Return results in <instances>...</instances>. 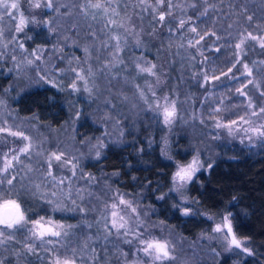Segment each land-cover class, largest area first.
Instances as JSON below:
<instances>
[{
  "label": "trees",
  "instance_id": "obj_1",
  "mask_svg": "<svg viewBox=\"0 0 264 264\" xmlns=\"http://www.w3.org/2000/svg\"><path fill=\"white\" fill-rule=\"evenodd\" d=\"M29 1L31 0H27L30 6ZM36 1H41L40 8L29 9L28 5H24L28 13L35 14L36 19L42 21L49 11L42 7L44 0ZM184 1L186 5L192 2ZM210 2L216 4V10L210 11L207 16L200 15L203 12V4H199L197 9L185 6L182 11V18L187 20L191 17V24L199 31L200 28L207 27V31H215L221 37L219 40L208 37L198 47L188 46V40L193 39L194 42L195 38V34L187 31L191 25H186L185 29L181 30V39V32L176 31L178 25L172 17L156 23L152 15L149 19L147 16L141 19L140 9H133L131 6L134 2L128 6L127 15L132 18L131 24L135 31L140 33L139 37H129L142 41L139 46L128 49L129 67L133 69L134 58L143 64L145 61L155 63L160 81L157 83L156 77L146 74L147 84L141 87L148 103L140 97V93H128V85L123 89L118 87V90L123 92V99L115 93L117 87H113L114 83L104 82L102 99L107 100L110 93V96L116 99L115 107L124 118L120 125L118 124V130H115L118 132L112 133L108 129L103 132L100 123H86L84 118H79L71 141L73 154H66L60 161L52 158L51 165L55 173L78 172L81 180L87 182L92 195L100 194L101 197L104 194L106 197H112L114 192L117 196L122 195L131 200L146 212L145 218L164 225L175 237L193 242L196 247L202 249L212 244L213 246L208 248L217 250L220 256L215 263L209 261L205 264H264V143L250 151L245 146H232L227 142L216 141L209 131L210 116L226 113L227 109L222 108L226 106L227 101L234 105L237 99L244 100L239 93L232 90H236L237 85H244L248 80H253V84H248L244 89L247 92L245 97L251 101L254 109L264 105V96L260 95V92L264 91V48L260 46L262 40L254 41L239 35L245 33L246 29L264 38V0ZM173 3L175 4L174 0ZM245 9L247 15L254 17L251 25L241 16ZM173 12L174 17H180L176 8H173ZM124 16L125 14L122 19ZM229 24L233 25L231 29L228 28ZM257 24H261L260 29L256 28ZM24 28L26 33L28 27ZM90 30V27L86 28L80 35H76L79 39H92ZM41 31L42 29H35L32 40L39 38ZM232 35H235L236 39L232 38ZM241 39H244V44L241 50H236L234 45ZM181 43L185 45L183 48L179 47ZM217 47L221 49L219 52L215 51ZM181 49L185 51L183 54H186L183 63V57L178 53ZM237 53L242 63L236 64L232 73L222 76L221 73L227 72L235 63L234 57ZM245 63L252 69V77L246 75L243 67ZM205 73L209 77L207 81L204 79ZM212 75L221 76V79L213 81ZM256 84H259L260 88H257ZM11 85L10 75L6 74V69L1 68L0 92H4ZM28 86L16 98V94L7 95L11 109L18 118L25 119L26 123L35 124L42 130L56 129L68 120L69 109L64 105L68 97L64 91L56 93L53 86L39 81L37 76L32 82L29 81ZM223 86L233 92L228 99L218 96L219 87ZM150 87L155 90V98L149 90ZM95 89L96 93L92 91L93 103L92 100L86 101L82 106L83 110L91 111L92 106L99 105L96 98L98 91ZM165 96L177 100L178 107V116L169 126L161 124V114L151 105L155 100L163 101ZM136 106L139 107L138 112ZM127 107L125 110L130 112L136 109L131 113L132 116L124 115V108ZM82 109H76V105H73V111H78V115L82 114ZM57 115L61 116L60 123L56 122ZM228 116L233 118L235 115ZM207 140L212 141L213 146L209 153L202 148L203 142ZM101 142L103 146H100ZM213 151L216 153L215 157L212 155ZM97 152L99 156L96 155ZM197 154L204 167L182 190L173 191L171 175L176 170V163H186ZM13 173L12 170L9 171V174ZM9 174L8 178H11L12 175ZM16 181L18 180L14 181V187L11 189L7 181H3L0 184V190L3 189L0 191V197L8 193L10 198L21 203L23 209H27L28 218L48 219L51 214L45 211L43 213L42 209L37 207L35 195L28 191L32 190L29 189L30 186L23 182L17 184ZM161 196L164 198L160 199ZM177 206L190 208V215H182ZM225 216L229 217L234 232L243 241L244 246L249 248L251 254L236 251L222 253V246L211 241L215 235L216 223ZM73 221H78V218L73 217ZM97 222L92 230L100 235L104 223L102 220ZM13 235L15 238L11 239L12 243L2 246L6 252L11 253V257L13 251H19L25 264H48L46 261L51 253L42 256L40 251L34 254L27 253L25 249L18 250L21 247H17L14 242L21 244L16 240L22 241V233L17 231ZM105 240H108L106 244L109 243V251H103L102 254L94 252L90 254L91 258L96 257L100 264H114L121 256L120 252L127 250L124 247H116L109 237ZM106 259H109L108 263Z\"/></svg>",
  "mask_w": 264,
  "mask_h": 264
},
{
  "label": "rangeland",
  "instance_id": "obj_2",
  "mask_svg": "<svg viewBox=\"0 0 264 264\" xmlns=\"http://www.w3.org/2000/svg\"><path fill=\"white\" fill-rule=\"evenodd\" d=\"M174 1L175 4L186 6L184 0ZM29 2L30 6L27 0H19V11L13 10L15 12L16 22H18L20 12H23L24 16L29 21L24 26L28 27L26 33H24L26 28H23L22 32L16 33L15 23L9 19L7 15H3V9H0V16H2V19H0V31L3 32V35L0 36V70L1 68L6 69V74L10 75L12 79L11 87L7 88L4 92L3 90L0 92V100H3L6 105L0 106V128H7L13 132L22 131L30 138V140L25 141L22 137L12 136L9 132H0V169L3 168L6 155L8 159H11L13 154L20 156V160L18 162H13V167L9 169V171L12 170L14 173L9 174V171L7 173L0 171V180L6 182L7 179H5V177H8L9 174L10 176L12 175V177H16V180H18L16 181L17 184L21 182L28 184L30 186L29 189H32L28 191L34 194L38 201L37 207H40L43 213L45 211L47 214H51L48 219L64 225V228L61 230L62 235L60 237L46 236L43 239H39L34 237L29 231L32 228L31 221L33 219L27 217L29 220L28 224L9 229L7 232L16 234L17 231H20L22 233V241L16 240L17 243H21L20 245H17L13 241L17 247H21L18 250L23 251L25 249L27 253L34 254L40 251L42 256L51 253V256L49 255L50 257L46 261L48 264H52L53 259L57 256L60 258H73L75 264H100L97 262V258H91L90 254L94 252L102 254L103 251L107 253L109 251V243L108 245L106 244L108 240H105L107 237L113 240L112 242L116 247H124L127 250V252H120L121 256L114 261V264H132L133 261H137L138 264H154L151 257L146 256L142 251H138V248H141L142 245H139L137 241L133 240L132 243H126L124 236L118 235L114 229L109 231L105 228V223H110L111 220V205L113 203L118 205L116 210L120 215L125 216V219H128V216L131 214L130 209H126L124 205H119V199L123 197L122 195L117 196L114 192L112 197H106L104 194L101 197L100 194L92 195L90 194L89 187L86 185L87 182L85 183L81 180L82 178L78 172L62 171L60 173H55L52 165L49 169L47 163L51 153H64L63 156L66 154H73L71 141L73 140V131L78 124L77 120L79 118H84L86 123H90V121L96 124L100 123L103 132L107 131V129L112 133L118 132L115 130L119 127L118 124L120 125V121L124 118L123 115L119 113L120 110L115 107L116 99L111 97L110 93L108 94L107 100L102 99V84L104 82L106 84L114 83L113 87H117V90L118 87L123 89L124 86L128 85L127 92L130 94L140 93V91L143 90L141 86L147 84V73H140L136 68V64L140 63L144 66L147 65L137 61L139 59H132V57L129 56L132 59V69V67H129L130 65L128 64L127 57V54L130 55L128 49H131V47L135 48L137 42L128 36L127 42L125 43L123 41V37L125 36L123 29L114 25L105 27L109 17L105 16L99 10H91V13L96 16V18L93 19L92 15L85 17L76 9H69L66 11L64 8H61L60 11L57 12L42 6L44 9L48 10L49 13H46V17L41 21L36 19L35 14L28 13L24 5L25 3L26 6L28 5L29 9H31L37 2L41 4V1L31 0ZM93 2H95V0H93ZM133 2L135 3L136 0H118L120 5L118 9V11H120V17H116L118 21L122 19L125 14V9L127 11L128 6ZM54 3L72 5L75 4V1L54 0ZM33 9H35V7H33ZM176 9L177 15L180 16V18L184 17L182 14L183 9ZM143 16H147L146 18L149 19L151 14L149 12H144ZM31 19H35V21ZM89 27L91 28L90 34L92 39H79L80 37L77 35H80L81 31ZM35 29H42V31L38 34L40 35L39 38L37 37L35 40H32ZM204 30H207V27L200 28V31L203 32ZM137 32L139 33V31ZM117 34L122 37L121 51L118 53L122 63L117 62L116 66L112 67L110 61L112 60L115 41L111 40L110 36ZM12 37H16V39L12 40ZM231 37L236 39L235 35ZM172 38L174 37L172 36ZM141 42L142 41H140V43ZM21 43L24 45L23 49L19 47ZM5 44H7L6 48L4 47ZM105 45H107V47H105ZM85 48L89 50L87 53L85 52ZM184 52L185 51H182V49L178 51L183 57L182 63L186 55L183 54ZM13 56H15V60ZM37 57H39V59H37ZM29 60L33 61V63L29 64L27 62ZM105 65H108V67H105ZM90 68L91 75H89ZM73 69L76 71H73ZM77 73L85 77L87 80V87L90 91H85V81L77 79ZM35 76L38 77L39 81L53 86L56 93L64 91L68 97L64 103L69 109L68 120L56 129L45 128V130H42L37 128L35 124L30 125L26 123L24 121L25 119H20L15 115L8 102V94H16V98L22 90L29 87V81L32 82ZM73 83H76V89L71 87ZM137 85H139V88H137ZM239 87L242 88L243 85H237L236 88ZM95 88H97L98 91L96 98L99 101V105H96V107L92 106L91 111L83 110L82 106L86 101L92 100L93 103L94 98L92 97V91L96 93ZM117 90L115 93L124 99L123 92L120 90L117 92ZM232 90L236 91L235 89ZM232 93L233 92L229 91L228 87H219L218 96L221 98L226 97L225 99H228ZM242 97L244 100L237 99L235 104L233 103L234 105H232V102L227 101L226 106L222 108V110L225 108L227 109L226 113L222 112L218 115L209 117V119L211 118L209 121V131L211 132V137L216 141L227 142L232 146H245L247 150L250 149L251 151L254 147L258 148V145L264 143V137L250 131L252 127L264 125V115L259 114L258 108H249V100L245 96ZM157 102L163 105L165 101L155 100L151 105L154 110H158L161 114V124L169 126V124H165L163 121L162 109L156 108ZM74 104L76 105V109L80 108L83 110L82 114L80 113L81 115H78V111H73ZM262 107H264V105ZM129 108H131V106H129ZM137 108L139 109L138 106H136V109ZM125 109H128V107L124 108V115L130 114V116H132L131 113L136 111L135 109L130 112V110L127 111ZM253 111L257 112L256 116L251 115ZM153 112H151V114L154 115ZM232 114L235 116L229 118L230 116L228 115ZM241 117H244L248 122L242 121L240 119ZM56 118V122L60 123L61 116L57 115ZM175 120L176 118L174 121ZM232 121H237V123L233 125ZM217 124H220L221 127H217ZM97 142L98 141L95 143L97 144ZM29 143L32 145L31 154H20L19 149L25 147ZM101 145L103 146L102 142L100 146ZM202 148L209 153V150L213 148L212 141H204ZM38 152L41 153V155H37ZM212 155L215 157V151L212 152ZM190 161L191 160L188 162ZM28 166L31 167V171H28ZM49 170L52 176L55 177V182H53L52 177L48 176ZM61 180L63 181L62 184L59 183ZM37 185H39V187H37ZM0 191H3V189ZM54 191L57 193L56 197L51 195ZM123 199L129 201L127 198L123 197ZM130 202L132 203L131 200ZM57 203L60 204L59 208L57 207ZM132 206L137 209L140 219L146 225V231L150 233L151 236L157 239L171 241L175 249L174 255L176 256V260L170 262V264H205L209 261L215 263L218 260L220 253L212 249V247L208 248L213 246L212 244L208 245L205 249L198 248L193 242L173 236L172 232L164 225L149 221L147 217L145 218L146 212L143 210V213L141 208H138L136 204L132 203ZM105 216H107V221L105 220ZM73 217H77L78 221H73ZM98 220H102L104 223L100 230V235L94 233L92 230V227L96 226L95 224L98 223ZM222 222L223 218L220 222L216 223V225ZM129 223L133 224V221L130 220ZM2 227L3 226H0V228ZM214 233L215 235H213L211 241L222 246V253L234 251L243 253L242 249L233 248L231 251L225 249L223 237L226 234V229L221 233ZM6 236L0 237V241H2V243H0V260H3L4 264H25L23 261L24 257L22 258L19 255V251H13L11 257V253L6 252L5 249L2 248V246L12 243L11 239H7ZM128 239H131V237L129 236ZM49 240L52 241V243H48ZM28 245L32 246L31 251L28 250ZM21 255L23 256V254ZM105 261L108 263L109 259ZM155 264H161V262H155ZM164 264H169V262H164Z\"/></svg>",
  "mask_w": 264,
  "mask_h": 264
},
{
  "label": "snow or ice",
  "instance_id": "obj_3",
  "mask_svg": "<svg viewBox=\"0 0 264 264\" xmlns=\"http://www.w3.org/2000/svg\"><path fill=\"white\" fill-rule=\"evenodd\" d=\"M199 4H203V12L200 13L201 16H207L210 11L216 10V4L211 3L210 0H192L191 3L187 4L186 7L197 9ZM44 7L48 9H53L54 11L59 12L61 8H64L66 11L69 9H76L80 14L87 17L89 15H92V18L95 19V14L91 13V10H99L101 11L105 16L109 17L107 24L105 27H108L109 25L117 26L120 29L124 30L125 36L123 37V41L126 43L128 36H136L139 37V33L135 31V27L131 24V17L127 15L126 9H125V16L123 19H120L119 21L116 19V17H120V11L118 9L120 8V5L118 3V0H79L78 3L68 5V4H56L54 3V0H45V3L43 5ZM133 9L139 8L140 9V15L141 19L143 18L144 12H149L153 20L156 21V23H161L166 20L167 17H172L175 19L178 27L176 28L177 32H181V39H183V33L181 30L185 29L186 25H191L187 28V31L195 34L194 42L193 39L188 40V46L189 47H198L201 45V42L205 41L208 37H215L216 40L221 39L220 36L217 35L215 31H207L204 30L203 33L198 30V28L191 24V17H188L187 20L180 17H174L173 15V8H181L183 9L185 6L180 4H174L173 0H136L134 4L131 5ZM35 8H40L41 4L39 2L35 3L33 5ZM20 4L19 0H0V9H3V15H7L9 19H11L15 23V32L20 33L23 31L24 26L29 22L27 18L24 16L23 12H20L18 22H16V16L15 11H19ZM247 9H245L241 16L246 19L247 23L251 25L254 21L253 15H247ZM0 19H2V16H0ZM171 22V21H169ZM233 25L229 24L228 28L231 29ZM257 29L261 28V24L256 25ZM169 31L171 32L172 29L170 28ZM246 33V35H245ZM245 33H239L241 36H245L246 39L251 40H262L261 47L264 48V38L258 37L254 35L252 32H249L245 29ZM3 35V32L0 31V36ZM94 35V34H93ZM16 37H12V40H15ZM110 39L115 41V44L113 45L114 51L112 52V60L110 61V64L112 67L116 66V63H122V60H120L118 53L121 51V42L122 37L120 35H113L110 36ZM11 42V41H10ZM137 45L139 46L140 40L137 39ZM244 44V39H241L240 42L236 43L234 45V48L236 50H241L242 45ZM185 45L181 43L179 47L183 48ZM4 47H7V44L4 45ZM21 49L24 48V45L21 43L19 45ZM107 47V45H105ZM221 49L216 48L215 51L219 52ZM89 50L85 48V52L87 53ZM202 54V53H201ZM195 59V57H192ZM235 63L232 64L231 67L227 69V72L221 73L222 76H227L229 73L233 72V69L236 67V64L242 63V60L239 58V54L237 53L235 55ZM13 59L15 60V56H13ZM39 59V57H37ZM29 64L33 63V61L29 60L27 61ZM145 64L147 66H144L140 63L136 64V68L139 70L140 73H147L150 76H154L157 79V83L160 81V76L158 74L157 65L155 63H151L150 61H145ZM105 67H108V65H105ZM243 67L245 69V73L248 77L253 76L252 69L248 67V65L245 63L243 64ZM73 71H76L73 69ZM91 68L89 69V75H91ZM43 79V77H42ZM77 79L85 81V91H90V89L87 87V80L83 75L80 73H77ZM205 81L209 79L207 74L204 75ZM221 76L212 75L211 80L217 81L220 80ZM248 84H253V80H248L247 84L243 85L242 88H237L236 91L239 93L240 96H247V92L244 91L245 88H247ZM257 88H260L259 84L255 85ZM73 89L77 88L76 83H73L71 85ZM137 88H139V85H137ZM150 91H152V95L155 98V90L151 87L149 88ZM261 96H264V91L260 92ZM140 96L142 99L145 100V103H148V99L145 96V93L143 90L140 91ZM165 103L163 105H160L159 102L156 104L157 109H162V116L163 121L165 124H172L174 119L178 116V107H177V100L170 99L169 97L165 96L162 98ZM223 101H221L222 103ZM0 106H6L4 104L3 100H0ZM248 107H253L251 101L249 100ZM216 111H219V109H216ZM259 114L264 115V107L259 108ZM252 116H256L257 112L253 111L251 113ZM244 122H248L245 120L244 117L240 118ZM237 121H232V124L235 125ZM217 127H221L220 124H217ZM9 132L12 136L16 137H22L25 141L30 140L28 136L24 134L22 131H11L7 128H0V132ZM251 132L256 133L257 135L264 137V125H261L260 127H252L250 129ZM31 148L32 145L29 143L23 148L19 149L20 154L24 155H30L31 154ZM37 155H41V153H37ZM64 153H51L50 157L47 160L49 169L51 168V158L54 157L56 161H60L63 157ZM97 156H99V152L96 153ZM20 160V156L13 154L11 159L7 158V155L4 159V165L3 168L0 169V171L7 173L9 169L13 167V162H18ZM204 165L201 162L199 158V154L192 156L191 161L188 163H176V170L171 175V181L173 183V191L179 192L181 189H183L187 184L193 181L194 177L196 176V173L203 168ZM208 167L210 168L211 165L209 164ZM31 167L28 166V171H31ZM48 176L52 177L53 182H55V177L52 176L51 171H48ZM7 179V184L9 185V188L14 187V181L16 180V177L13 176L11 178L5 177ZM0 183H3V180H0ZM60 184L63 183V181H59ZM39 187V185H37ZM53 197L57 196V193L54 191L51 193ZM160 199H163L164 197H159ZM119 205L126 206V209H130V215L128 216V219H125V216L120 215L119 212L116 210L118 208V205L116 203H113L111 205L112 211H111V220L110 223H105V228L111 231L114 229L118 235H122L125 237L126 243H132L133 240L137 241L139 245H142L141 248H138V251H142L146 256H149L152 258L154 264L155 262H161V264H164V262H172L176 260V256L174 255L175 249L173 245L171 244V241L169 240H162L157 239L154 236H151L150 233L146 231V225L144 222L140 219V215L137 212V209L132 206V203L130 201H126L121 197L119 199ZM57 207H60V204L57 203ZM179 207V211L182 215H190L191 209L188 207L183 206H177ZM27 209H23L20 202H18L16 199L10 198L8 193H5L3 197H0V226H3L0 228V237H5L6 233L7 239H12L13 233L7 232L9 229H14L19 226H23L29 223V220L26 216ZM105 220L107 221V216H105ZM133 221V224H130L129 221ZM32 228L29 230L32 235L36 238L43 239L44 237H60L62 235V231L64 228V225L58 224L55 221L48 219L45 220L44 217H41L37 220L31 221ZM226 229V234L224 235V243H225V249L227 251H231L233 248L236 249H242L245 253H250V250L248 247L244 246L243 241L239 239L236 235V233L233 230V225L231 220L228 216H225L223 218V222L221 224H217L214 231L216 233H221ZM131 237V239H128V237ZM2 243V241H0ZM48 243H52V241H48ZM28 250H32V246L28 245ZM74 255V254H73ZM126 255V254H125ZM0 264H4L3 260H0ZM52 264H75V260L70 257H64L60 258L59 256L55 257L52 261ZM132 264H138L137 261H133Z\"/></svg>",
  "mask_w": 264,
  "mask_h": 264
},
{
  "label": "flooded vegetation",
  "instance_id": "obj_4",
  "mask_svg": "<svg viewBox=\"0 0 264 264\" xmlns=\"http://www.w3.org/2000/svg\"><path fill=\"white\" fill-rule=\"evenodd\" d=\"M92 264V263H91Z\"/></svg>",
  "mask_w": 264,
  "mask_h": 264
}]
</instances>
